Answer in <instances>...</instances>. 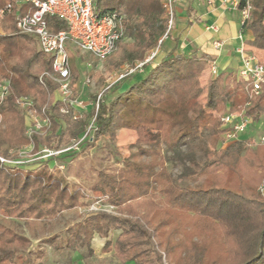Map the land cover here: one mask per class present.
Here are the masks:
<instances>
[{"label": "trees", "instance_id": "trees-1", "mask_svg": "<svg viewBox=\"0 0 264 264\" xmlns=\"http://www.w3.org/2000/svg\"><path fill=\"white\" fill-rule=\"evenodd\" d=\"M9 2L13 0H0V7ZM94 5L98 12L122 8L126 15L125 34L133 42H118L117 66L143 61L167 30L163 0H95ZM25 11L15 4L0 22V77L10 80L9 94L0 106V125H4L0 126V147L33 141L37 148L50 142L52 134L67 141L82 134L90 120L61 114L62 103L55 102L53 114L49 110L51 131L44 137L27 134L17 98L33 96L41 115L56 86L48 82L45 87L39 80L52 69L51 56L38 48L36 38L16 30V17ZM47 21L53 31L66 27L56 16H47ZM243 28L254 36L247 44L264 50V0H253L251 18ZM206 65L201 57L168 54L156 65L147 64L142 73L132 74L131 83L108 103L100 102L94 140L106 134L114 138L124 128L135 131L137 139L123 167L115 173L100 171L91 186L121 216L99 212L78 226L73 238L81 239L89 251L95 233L108 237L110 230H119L114 241L107 239L103 250L114 249L122 264H264V195L258 190L264 180V143L251 149L247 145L251 137L243 135L230 147L214 151L223 132V115L214 111L228 104L230 110H243L258 125L264 117V89L253 97L240 78L227 88L221 74L209 81L202 104L199 77ZM164 75L169 78L161 82ZM183 146L189 148L181 158L187 174L215 175L206 185H181L167 168L164 149L178 153ZM8 167L0 166V212L5 218L51 220L84 205L83 188L71 185L60 171L23 172ZM28 241L0 223V264L10 262Z\"/></svg>", "mask_w": 264, "mask_h": 264}, {"label": "rangeland", "instance_id": "rangeland-1", "mask_svg": "<svg viewBox=\"0 0 264 264\" xmlns=\"http://www.w3.org/2000/svg\"><path fill=\"white\" fill-rule=\"evenodd\" d=\"M23 6L26 11L30 8V6L26 4ZM121 10L124 12L122 8ZM122 42L131 43L133 42V37L127 33L122 39ZM68 50L70 53L72 71L76 73L74 76L75 95H80L90 104L87 109L80 113L81 117L78 119L87 118L89 120L95 113L93 105L96 104L99 94L103 92L100 102L105 100V103H108L115 95L124 89L125 83L131 81L133 77L131 74L121 80H117L118 76L129 68L134 67L138 61L134 64L123 63L117 66L115 65V58L118 50L102 63L94 60L89 53L72 50V48H68ZM147 56L148 54H146V57ZM157 58L151 62L152 65H156L160 61H157ZM113 59L115 61H113ZM85 63H90L92 66L90 70L85 67ZM202 74L203 72L199 80L203 87V94L199 98V101L204 104L206 101L208 84L212 77L205 79L202 77ZM87 78H90L89 84L85 81ZM160 78L161 82H163L169 78V75H164ZM1 79L0 77V80ZM238 79L229 82L228 78H224L227 88H232ZM22 96H27L34 101V97L31 95ZM55 98L54 91L49 93L43 105V107L46 104L49 106L51 114H53L52 105L55 104ZM3 103H1L0 106ZM63 107L67 108L62 103L59 109L60 113L75 119L73 117L74 110L70 109V113H64L61 111ZM20 109L23 111L26 124H28L29 127L31 120L27 112L21 107ZM230 111L232 110L229 109L228 104H225L221 107L220 111H214V114L220 116ZM2 119L3 116L0 113V124L2 123ZM60 124L64 126V121L61 120ZM0 126L4 127V125ZM263 134L264 117H262V121L258 123V125L253 124L249 131L244 134L245 137H251L247 145L251 149H256L259 144H262L260 138ZM41 136L44 137V135ZM202 137L205 139L207 138V131H202ZM74 138L75 137L70 138L67 141H59V138L52 134L50 142L44 141L37 148L34 145L32 151L30 150V145L31 143L34 144L33 141L20 146L6 143L0 147V154L6 158L10 160H23V163H20L18 166L11 167L10 165L8 169L11 171L22 170L23 172H36L42 168H47L49 172L58 170L66 176L71 185H79L84 191V196L82 198L84 205L64 211L57 218L51 220L11 219L5 218L0 212V223L9 226L17 234L29 240L25 242L26 248L22 249L20 253L16 254L12 260L6 264H122L114 249L107 252L103 250L107 239L114 241L120 233L119 230H110L108 237H103L95 233L91 240L92 252L82 243L81 239L73 238V235L78 226L82 224L87 217L96 213L106 212L108 214L121 216L119 210L108 202L107 197L96 196L91 191V186L97 180L100 171L115 173L123 167L124 159L129 156L131 150L136 149L133 145L136 142L137 133L130 129H119L114 138H110L108 134L101 135L93 142L83 144L78 150L55 155L56 158L53 160L42 158V154H36V152L45 147L50 149H62L71 146ZM232 143H225L221 134V142L218 147L214 148V151L228 148ZM188 149V146H183L178 153H173L164 149L163 153L167 160V168L174 174L181 185H206L215 175H211L207 173V171L197 175L187 174V170L181 158H183V154H185ZM198 158L202 159L200 154ZM248 177L250 180L253 179L252 176ZM263 183L264 180L258 187L259 191ZM71 238L74 240L69 244ZM125 264L136 263L134 261H128Z\"/></svg>", "mask_w": 264, "mask_h": 264}, {"label": "built area", "instance_id": "built-area-1", "mask_svg": "<svg viewBox=\"0 0 264 264\" xmlns=\"http://www.w3.org/2000/svg\"><path fill=\"white\" fill-rule=\"evenodd\" d=\"M183 0H163L168 17V26L165 34L159 40L158 46L153 49L148 56L139 61L134 67L121 73L117 80H121L136 72H143L147 64L153 62L159 54L163 41L168 37L175 18V6ZM237 9L242 18V25L251 18L253 10V0H223ZM29 5L28 11L19 13L16 17V30L21 34L31 35L36 38L39 49L52 58V69L39 76L41 84L47 87L48 82L55 84V100L61 102L67 108L61 109L64 113L74 110L73 117L78 119L81 112L87 109L90 104L80 95H75V83L70 64V53L68 48L92 55L97 62H105L116 50L117 44L125 36V13L119 10H108L98 12L95 9V0H13L0 8V21L12 13L14 5ZM47 16H56L64 21L65 28L53 31L47 21ZM219 46L220 43L216 42ZM242 57V67L239 70V78L246 81L251 96L255 97L262 93L264 89V62L259 61L256 56L245 51L244 46L240 49ZM87 69H91L90 63H85ZM212 73L218 76L216 66ZM86 83H90L87 78ZM9 79L0 80V104L3 103L9 94ZM109 88V87H108ZM103 92L93 105L95 116H93L84 132L73 139L71 146L62 149L43 148L36 154H42V158L48 159L51 156L63 154L72 150H78L83 144L94 141L95 117L99 108ZM17 104L27 112L31 123L27 129V134L47 135L52 128V121L49 116V106L42 107L40 115L34 107V101L21 96L17 99ZM79 113V114H78ZM255 124L253 120L245 114L243 110L227 112L222 116V138L225 143L240 140ZM256 125V124H255ZM264 143V134L260 138ZM30 150L34 149L31 143ZM23 160L8 159L0 154V166H18ZM264 195V183L260 187Z\"/></svg>", "mask_w": 264, "mask_h": 264}, {"label": "crops", "instance_id": "crops-1", "mask_svg": "<svg viewBox=\"0 0 264 264\" xmlns=\"http://www.w3.org/2000/svg\"><path fill=\"white\" fill-rule=\"evenodd\" d=\"M253 38L252 31L243 28L240 12L223 0H183L175 6L174 24L160 47L157 61L168 54L201 57L207 60L203 78H214L212 69L216 66L218 74L231 82L239 78L242 46L264 62V50L247 44Z\"/></svg>", "mask_w": 264, "mask_h": 264}]
</instances>
